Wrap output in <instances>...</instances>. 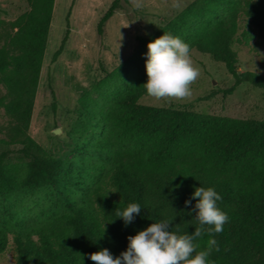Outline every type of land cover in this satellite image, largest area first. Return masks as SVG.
Wrapping results in <instances>:
<instances>
[{
    "label": "trees",
    "instance_id": "1",
    "mask_svg": "<svg viewBox=\"0 0 264 264\" xmlns=\"http://www.w3.org/2000/svg\"><path fill=\"white\" fill-rule=\"evenodd\" d=\"M26 1L28 8L9 22L11 30L0 44V83L5 87L0 107L11 118L8 126L0 124L7 136L0 138V252L12 234V264H96L86 254L107 247L119 255L126 250L127 236L153 221L167 218L173 230L192 232L198 222L190 209L198 197L191 193L202 184L221 194L218 204L229 219L222 232L202 231L197 250L215 236L218 247L210 253L215 264H264V117L139 101L148 79L143 54L148 41L164 31L222 62L235 77L228 92L242 81L264 87V74L239 73L233 48L241 15L264 34V0H191L154 32L139 35L135 50L112 69L105 68L78 100L83 121V141L76 144L79 166L49 153L28 131L55 0ZM124 2L128 0L111 1L98 21L99 34ZM12 153L24 162L10 161ZM96 155L109 160L112 188L96 191L95 209L83 198L88 176L82 159ZM32 193L51 215L36 231L24 222L21 208ZM189 198L192 204L185 205ZM130 202L142 208L125 226L118 212ZM57 208L68 212L58 217Z\"/></svg>",
    "mask_w": 264,
    "mask_h": 264
},
{
    "label": "rangeland",
    "instance_id": "2",
    "mask_svg": "<svg viewBox=\"0 0 264 264\" xmlns=\"http://www.w3.org/2000/svg\"><path fill=\"white\" fill-rule=\"evenodd\" d=\"M112 0H55L38 89L29 126V133L51 154L81 162L83 125L79 98L104 73L132 53L138 36L154 32L191 0H128L106 22L104 33L97 24ZM28 8L26 0H0V44L11 30L9 22ZM62 45L61 52L54 53ZM238 53V71L264 74V34L258 32L244 15L233 41ZM192 60L199 68L198 77L191 83L192 93L183 98L154 97L143 94L139 101L154 105L174 103L198 111L235 117H264V87L250 81L235 85V77L222 62L195 48ZM5 87L0 83V94ZM95 95V94H94ZM11 118L0 107V124L8 126ZM59 128L58 131L55 129ZM7 137L0 131V138ZM97 135L96 138H98ZM19 153L10 154V161L24 162ZM88 189L83 194L86 204L96 209V191H109V160L100 155L82 159ZM80 166V167H82ZM43 200L37 193L23 198L24 222L35 230L50 219L44 212ZM42 204V205H41ZM57 208V216L67 213ZM36 231V230H35ZM35 237H38L36 232ZM7 247L0 252V264H12L16 249L12 234Z\"/></svg>",
    "mask_w": 264,
    "mask_h": 264
},
{
    "label": "clouds",
    "instance_id": "3",
    "mask_svg": "<svg viewBox=\"0 0 264 264\" xmlns=\"http://www.w3.org/2000/svg\"><path fill=\"white\" fill-rule=\"evenodd\" d=\"M145 67L147 81L143 84L146 93L154 97L190 96L191 83L198 77L199 68L194 65L191 45L178 35L164 31L162 35L147 43ZM191 197H198L190 209L194 211V219L198 222L194 231L179 232L173 230L171 220L162 218L153 221L135 235H128L126 250L115 255L107 248L86 254L96 264H215L210 258L214 247H218L215 236H210L207 245L197 250L198 239L202 231L219 233L223 231L229 219L218 201L221 194L214 186L195 187ZM192 204L191 198L184 201ZM138 202H130L118 212V217L128 225L141 211ZM207 225L206 228L203 226Z\"/></svg>",
    "mask_w": 264,
    "mask_h": 264
},
{
    "label": "water",
    "instance_id": "4",
    "mask_svg": "<svg viewBox=\"0 0 264 264\" xmlns=\"http://www.w3.org/2000/svg\"><path fill=\"white\" fill-rule=\"evenodd\" d=\"M55 130H56V131H58V130H59V128H56Z\"/></svg>",
    "mask_w": 264,
    "mask_h": 264
}]
</instances>
